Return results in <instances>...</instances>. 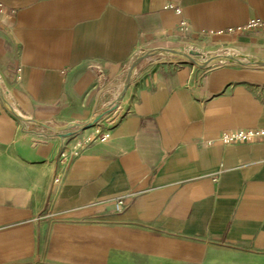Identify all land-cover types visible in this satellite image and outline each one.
Listing matches in <instances>:
<instances>
[{
	"label": "crops",
	"instance_id": "crops-1",
	"mask_svg": "<svg viewBox=\"0 0 264 264\" xmlns=\"http://www.w3.org/2000/svg\"><path fill=\"white\" fill-rule=\"evenodd\" d=\"M0 83L21 113L83 123L112 104L143 50L199 43L264 59V0H1ZM185 23V26L184 24ZM99 120L110 134L70 159L64 135L0 96V264H264V66L141 61ZM60 177L59 181L56 178ZM120 196L123 204L118 203Z\"/></svg>",
	"mask_w": 264,
	"mask_h": 264
},
{
	"label": "water",
	"instance_id": "water-1",
	"mask_svg": "<svg viewBox=\"0 0 264 264\" xmlns=\"http://www.w3.org/2000/svg\"><path fill=\"white\" fill-rule=\"evenodd\" d=\"M159 55H171L177 56L182 61L191 62L201 68H206L208 66L217 64V63H230L236 65H244V66H264V59L251 56V55H243L236 53H224V54H212L209 57L200 60L195 57V53L193 51H185L180 48H171V47H154L141 51L135 59L130 64L126 77L124 81L121 83L119 94L116 97L115 103L121 101L126 93V90L132 80L134 72L137 69L138 64L146 58L159 56ZM0 96L7 107V109L20 121L25 123H31L42 127H47L60 135H64L65 131L71 130L73 128H77L79 130H85L92 127L96 124L103 115L110 112L114 105L110 104L105 109H101L98 113L94 114L90 119L83 123L79 122H69L60 126H51L45 122L38 121L28 117L27 115L21 113L17 110L12 103L8 100L5 89L0 83Z\"/></svg>",
	"mask_w": 264,
	"mask_h": 264
},
{
	"label": "built area",
	"instance_id": "built-area-1",
	"mask_svg": "<svg viewBox=\"0 0 264 264\" xmlns=\"http://www.w3.org/2000/svg\"><path fill=\"white\" fill-rule=\"evenodd\" d=\"M180 0H166V8H172L177 11H180L181 6L179 3ZM14 16V10L8 8L1 0H0V23L3 22L4 19H11ZM185 26V23H183ZM262 31L264 33V19L261 18H252L247 21L243 25H239L237 27H231L228 29V33H239L245 31ZM113 108L110 111L112 114L109 117L108 121L110 123H114L118 120L122 113V108L120 105V101L112 103ZM91 132L87 135L81 137L80 141L76 143V145L72 149H62V147L58 150L57 160L61 166H67L70 159L79 155L80 151L86 146V144L94 141V140H106L109 138L110 134L107 130H105L98 121L91 127ZM264 136V128L257 129H242L233 132H225L221 136V140L224 143H233L237 141H248L254 140L258 137ZM60 177L56 178V181H59ZM124 197L120 196L118 199L119 204H123Z\"/></svg>",
	"mask_w": 264,
	"mask_h": 264
},
{
	"label": "rangeland",
	"instance_id": "rangeland-1",
	"mask_svg": "<svg viewBox=\"0 0 264 264\" xmlns=\"http://www.w3.org/2000/svg\"><path fill=\"white\" fill-rule=\"evenodd\" d=\"M180 49H183L185 51H193L196 54L195 57L197 59H200V60H203V59L209 57L212 54H224V53H228V52L229 53L242 54V53L236 52L234 50H223V49H221L219 51L216 50V51H213V52L209 53L199 43L184 44V46L182 48H180ZM160 57L167 58V59L172 58V59L181 60L179 57H177V56H171V55H160Z\"/></svg>",
	"mask_w": 264,
	"mask_h": 264
}]
</instances>
